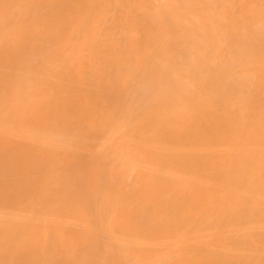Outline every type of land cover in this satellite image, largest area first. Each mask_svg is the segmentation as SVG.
I'll use <instances>...</instances> for the list:
<instances>
[{
    "label": "bare ground",
    "instance_id": "obj_1",
    "mask_svg": "<svg viewBox=\"0 0 264 264\" xmlns=\"http://www.w3.org/2000/svg\"><path fill=\"white\" fill-rule=\"evenodd\" d=\"M0 264H264V0H0Z\"/></svg>",
    "mask_w": 264,
    "mask_h": 264
}]
</instances>
